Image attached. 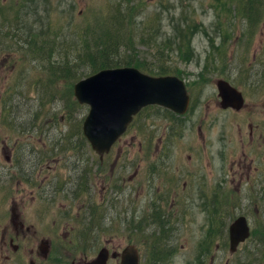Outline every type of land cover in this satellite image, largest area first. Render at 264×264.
<instances>
[{
  "label": "rangeland",
  "instance_id": "374dc122",
  "mask_svg": "<svg viewBox=\"0 0 264 264\" xmlns=\"http://www.w3.org/2000/svg\"><path fill=\"white\" fill-rule=\"evenodd\" d=\"M118 1L0 0V160L10 150L16 160H28L33 155L26 146L36 147V157L47 156L43 167L50 164L58 185L71 186L72 196L68 200L60 193L53 205L42 207L31 201L32 195L22 198L31 186L9 178L19 174L11 167L12 174H0V229L7 201L17 197L21 209L36 220L38 231L53 236L52 264H83L101 246L120 252L129 242L138 246L144 259L146 241L130 235L132 213L148 210L149 193L156 197L166 186L186 181L191 189L215 187L217 219L229 223L239 214L247 217L250 235L233 254L217 237L218 264L227 257L228 264H264V9L249 28L248 20L236 11L239 0H139L133 17L125 20L135 36L128 53H137L147 70L181 77L190 103L184 113L157 104L143 107L100 160L81 130L88 105L76 100L74 81L55 80L50 61L58 62L61 54L63 61L71 42L80 47L84 28L96 27L99 18L117 21ZM184 13L198 24L189 47L181 48L174 23L184 22ZM59 29L52 56L45 49L29 52L26 45L32 36ZM125 47L119 43V50ZM71 54L73 47L69 58ZM79 63L76 72L88 75L89 64ZM219 77L242 91L240 108L220 104L215 83ZM249 122L255 124L252 140ZM81 176H86L82 186ZM89 191L100 204L91 210L84 200ZM40 211L44 220L36 219ZM60 215L61 222L54 221ZM195 215L206 217L203 208L195 209ZM219 227L217 222L218 234ZM66 231L72 238L67 244ZM202 233L193 234L199 244ZM29 235L35 239L39 234ZM193 238L185 243L193 247ZM173 242L176 252L159 264L198 262L187 257L188 248H179L184 240Z\"/></svg>",
  "mask_w": 264,
  "mask_h": 264
},
{
  "label": "flooded vegetation",
  "instance_id": "af4514ba",
  "mask_svg": "<svg viewBox=\"0 0 264 264\" xmlns=\"http://www.w3.org/2000/svg\"><path fill=\"white\" fill-rule=\"evenodd\" d=\"M248 127L249 137L252 140L255 124L249 122ZM30 141L32 140L29 139L27 142L29 143ZM32 144L34 145V143ZM26 148L33 156L28 160H24V158L16 160L15 154H12L10 150L9 153L5 154L6 159L4 161L0 160V174H12L10 171L11 167H17L13 172H18L19 174L9 178H17L19 183L30 185L29 191L27 192L25 188L21 197H30L32 195L31 201L37 202L41 207L53 205L60 193H65L66 199L71 200V186L58 185L60 180H57V171L53 170L50 164L47 167H43V161H45L47 156L40 157L38 154V157H36V147L30 148L26 146ZM102 158L99 156L100 160ZM83 179L86 180V176H81V186L85 184ZM69 183H72L71 179ZM193 193L196 195H192ZM88 195L89 198L83 195L86 207L89 206L90 210L92 206L98 207L100 204L95 203L90 198V191ZM184 200L186 204H192L193 206H183L185 204ZM188 201L189 203H187ZM148 205L149 208L146 212L134 211L131 215L133 218L130 220V235L138 241H146V248L148 249V254H143L144 259L140 255L139 264H159L164 259H167L172 253L176 252L175 243L173 242L175 240H184L179 248H188L190 252L187 257L193 258L194 261L197 260L196 264H218L216 257L218 256L219 244L217 237L219 236L224 242L223 249L225 250L227 246L229 249L228 230L229 224L233 219L229 223L222 218L217 219L215 187L210 186L209 189H204L198 186L191 189V186H188L187 182L183 181L180 186L179 184L174 185V187L166 186L165 192L156 197H152L149 193ZM168 205L170 207L166 209ZM200 208L204 209L206 216L203 219H197L195 215V209L199 211ZM7 209V214L2 219V228L0 229V264H52L50 255L53 253L52 247L55 241L53 236L47 231H38L36 220L21 209L17 203V197H12L10 202L7 201ZM90 210L89 217L91 215ZM36 219L44 220L45 216L40 211ZM61 219L62 216L60 215L58 218H54V221L59 220L58 222H61ZM217 222L220 223L219 234L216 232ZM33 231L39 234L35 239H31L29 235ZM200 231L203 233L199 239V244L193 238V234ZM63 236L66 237V244L71 243L72 238L69 231H66ZM191 238L194 239L193 247L185 243ZM154 241H160L161 249H155L156 244H153ZM106 247L109 252L116 250L115 248ZM237 248L234 251L229 250L230 253L233 254ZM112 258H119V256L112 257L109 255L106 264ZM85 262L83 264H86ZM228 263L229 258L227 257L224 264ZM187 264H191V261H188Z\"/></svg>",
  "mask_w": 264,
  "mask_h": 264
},
{
  "label": "water",
  "instance_id": "95a60500",
  "mask_svg": "<svg viewBox=\"0 0 264 264\" xmlns=\"http://www.w3.org/2000/svg\"><path fill=\"white\" fill-rule=\"evenodd\" d=\"M222 106L240 108L244 96L240 89L225 78L215 81ZM73 94L88 111L81 124L84 137L100 158L126 130L134 114L143 107L157 104L177 113H184L190 102L185 81L176 74H151L134 65L102 67L73 83ZM229 250L250 234L247 217L237 215L229 224ZM111 255H119V264H139V252L133 243L121 251L101 246L86 264H106ZM264 260V259H263Z\"/></svg>",
  "mask_w": 264,
  "mask_h": 264
},
{
  "label": "trees",
  "instance_id": "16d2710c",
  "mask_svg": "<svg viewBox=\"0 0 264 264\" xmlns=\"http://www.w3.org/2000/svg\"><path fill=\"white\" fill-rule=\"evenodd\" d=\"M138 2L139 0H119L116 3V6H118L116 11L119 14V17H117V13H111L113 18L117 17V21H108V18L104 16L103 18H99L102 20L96 27H85L80 47L71 42L73 46H67L63 61V54L59 56L58 62L50 61L53 68V74L56 77L55 80L58 77H64L66 80L70 81L79 79L80 76L84 74H78L76 72V66L80 65L79 62L89 64V71L85 72L86 74L92 73L102 67L120 65H134L140 69L148 71V73L151 74L167 73L164 70H160L158 72L150 71V69L147 70L146 68L148 67L142 65V60L138 57L139 55H137V53H128L130 50L128 45L131 43L134 35L131 26H128L127 28L125 27V20L133 17L135 12L132 11V8L134 5L139 6ZM263 9L264 0H239L236 11L248 20V27L250 28L257 22L259 13ZM182 16H184V22L177 21L174 23V26L175 29H177L176 34L180 40V47L184 48L189 47L188 44L190 43L191 36L194 33L193 28L198 23L192 17L189 18V14L184 13ZM150 21L151 19H147V22ZM45 32L49 33L42 34L40 38L36 34L34 37L32 36V38L27 40L26 46L29 52L38 53L40 50L45 49V51L51 56L53 55L52 51L54 46L52 47V45L54 43L56 45L57 35L62 32V30L59 29L57 32L45 30ZM51 35L54 37H50ZM119 43L126 45L124 50H119ZM72 47L74 49V55L71 54V57L69 58ZM153 244H156L155 249H161L160 241H154Z\"/></svg>",
  "mask_w": 264,
  "mask_h": 264
}]
</instances>
